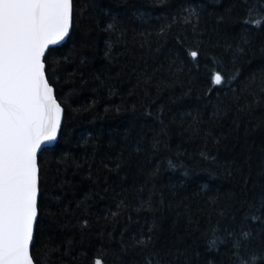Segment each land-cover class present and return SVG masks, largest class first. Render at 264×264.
<instances>
[{
    "label": "trees",
    "instance_id": "obj_1",
    "mask_svg": "<svg viewBox=\"0 0 264 264\" xmlns=\"http://www.w3.org/2000/svg\"><path fill=\"white\" fill-rule=\"evenodd\" d=\"M73 8L35 263L264 264V0Z\"/></svg>",
    "mask_w": 264,
    "mask_h": 264
},
{
    "label": "snow or ice",
    "instance_id": "obj_2",
    "mask_svg": "<svg viewBox=\"0 0 264 264\" xmlns=\"http://www.w3.org/2000/svg\"><path fill=\"white\" fill-rule=\"evenodd\" d=\"M72 16L73 0H0V264H34L37 153L57 138L63 112L44 58L69 36Z\"/></svg>",
    "mask_w": 264,
    "mask_h": 264
},
{
    "label": "water",
    "instance_id": "obj_3",
    "mask_svg": "<svg viewBox=\"0 0 264 264\" xmlns=\"http://www.w3.org/2000/svg\"><path fill=\"white\" fill-rule=\"evenodd\" d=\"M73 9H74V8H73ZM72 27H73V16H72V26H71V28H70L69 36L71 35ZM69 36L66 37L64 41L60 42V43L57 44V45H50L49 48L46 50L45 57H46L48 51H49L51 48L61 46L62 44H64V43L67 41V39L69 38ZM44 60H45V58H44ZM45 65H46V63H45ZM46 68H47V67H46ZM46 78L48 79L47 72H46ZM48 81H49V79H48ZM49 83H50V82H49ZM50 85H51V83H50ZM51 86H52L53 89H54V95H55V97H56L55 88H54L53 85H51ZM56 98H57V97H56ZM57 101H58V103H60L58 99H57ZM60 105H61V103H60ZM61 107H62V109H63V112H62V117H61V125H60V128H59L58 133H57V138H56L54 141H51V142H47V143H45V144L42 146V148H41L40 150H38V153H37V165H38V197H37V218H36V221H35V223H34L33 240H32L31 245H30V255H31L32 258H33V256H32V246H33V242H34V236H35L36 224H37V221H38V218H39V197H40V167H39V155H40V153H41V151H42L43 149L53 147V146L57 143V141H58V139H59V136H60V133H61V129H62V125H63V121H64V116H65V109H64V107H63L62 105H61ZM33 260H34V259H33ZM34 264H36L35 261H34Z\"/></svg>",
    "mask_w": 264,
    "mask_h": 264
}]
</instances>
